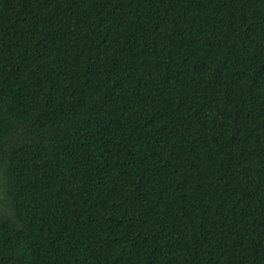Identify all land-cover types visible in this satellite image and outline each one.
<instances>
[{
  "label": "trees",
  "instance_id": "16d2710c",
  "mask_svg": "<svg viewBox=\"0 0 264 264\" xmlns=\"http://www.w3.org/2000/svg\"><path fill=\"white\" fill-rule=\"evenodd\" d=\"M0 264H264V0H0Z\"/></svg>",
  "mask_w": 264,
  "mask_h": 264
}]
</instances>
